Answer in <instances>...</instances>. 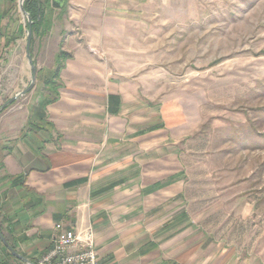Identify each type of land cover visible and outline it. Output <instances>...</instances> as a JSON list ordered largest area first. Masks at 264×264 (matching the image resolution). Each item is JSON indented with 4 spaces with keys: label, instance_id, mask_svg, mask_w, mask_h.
Listing matches in <instances>:
<instances>
[{
    "label": "crops",
    "instance_id": "1",
    "mask_svg": "<svg viewBox=\"0 0 264 264\" xmlns=\"http://www.w3.org/2000/svg\"><path fill=\"white\" fill-rule=\"evenodd\" d=\"M33 1L0 0V84L14 92L10 99L31 85L29 17L36 81L62 68L57 93L34 92L0 114V232L23 258L10 262L38 264L63 224L81 239L94 232L98 264H198L199 245L190 251L183 224V170L168 154L166 132L148 115H128L112 67L80 43L81 35L112 39L109 26L144 0Z\"/></svg>",
    "mask_w": 264,
    "mask_h": 264
},
{
    "label": "rangeland",
    "instance_id": "2",
    "mask_svg": "<svg viewBox=\"0 0 264 264\" xmlns=\"http://www.w3.org/2000/svg\"><path fill=\"white\" fill-rule=\"evenodd\" d=\"M109 28L112 39L81 35V47L112 67L128 115L166 132L198 264H264V0H144ZM38 80L27 95L60 88L54 75ZM13 94L0 84V108ZM0 248V264H12Z\"/></svg>",
    "mask_w": 264,
    "mask_h": 264
},
{
    "label": "built area",
    "instance_id": "3",
    "mask_svg": "<svg viewBox=\"0 0 264 264\" xmlns=\"http://www.w3.org/2000/svg\"><path fill=\"white\" fill-rule=\"evenodd\" d=\"M38 264H98L94 232L89 230L81 239L76 229L56 225L52 248Z\"/></svg>",
    "mask_w": 264,
    "mask_h": 264
},
{
    "label": "water",
    "instance_id": "4",
    "mask_svg": "<svg viewBox=\"0 0 264 264\" xmlns=\"http://www.w3.org/2000/svg\"><path fill=\"white\" fill-rule=\"evenodd\" d=\"M25 1V0H23ZM55 2V5L58 7L62 4H65L66 0H53ZM24 10V9H23ZM29 21V32H28V38H27V57L28 60L32 66V71H33V78H32V82L31 85L29 86V88H27L25 91H23L22 93H20L18 96H16L15 98L11 99L8 103H6L3 107L0 108V113L5 110L8 106H10L11 104H13L16 100H18L19 98L27 95L29 92H31L36 85V77H37V69L35 67V64L33 62L32 56H31V44H32V37H33V33H32V20L29 17L28 19ZM0 240L1 242L4 244V246L18 259H22L23 258L10 246V244L5 240L4 236L2 235V233L0 232Z\"/></svg>",
    "mask_w": 264,
    "mask_h": 264
},
{
    "label": "trees",
    "instance_id": "5",
    "mask_svg": "<svg viewBox=\"0 0 264 264\" xmlns=\"http://www.w3.org/2000/svg\"><path fill=\"white\" fill-rule=\"evenodd\" d=\"M31 1H33V0H31ZM34 2V1H33ZM32 16H33V14H32ZM62 56L60 57V61L61 60H65V59H67L69 56H67V55H65V54H61ZM61 68H62V62H60L59 63V65H58V68H57V71L55 72V74H54V77H56V78H58L59 77V73H60V71H61ZM53 101H55V98H53ZM11 255L13 256V254L11 253ZM14 257V256H13Z\"/></svg>",
    "mask_w": 264,
    "mask_h": 264
}]
</instances>
